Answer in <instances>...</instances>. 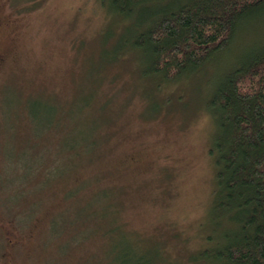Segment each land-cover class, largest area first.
Here are the masks:
<instances>
[{
  "label": "rangeland",
  "instance_id": "obj_1",
  "mask_svg": "<svg viewBox=\"0 0 264 264\" xmlns=\"http://www.w3.org/2000/svg\"><path fill=\"white\" fill-rule=\"evenodd\" d=\"M109 20L99 0H0V264H115L116 231L150 264H205L219 232L205 69L155 86L104 48ZM90 203L111 206L96 226Z\"/></svg>",
  "mask_w": 264,
  "mask_h": 264
},
{
  "label": "trees",
  "instance_id": "obj_2",
  "mask_svg": "<svg viewBox=\"0 0 264 264\" xmlns=\"http://www.w3.org/2000/svg\"><path fill=\"white\" fill-rule=\"evenodd\" d=\"M99 2L110 18L106 34L113 36L110 41L105 35L104 48L111 42L115 52L111 58L130 57L142 64L143 76L155 77V86L205 69L200 99L206 97L204 109L215 125L210 155L216 185L209 217L219 232L213 230L215 236H208L213 245L199 249L194 260L264 264V31L260 32L264 0ZM58 109L50 113L48 128L55 123ZM39 156L36 171L46 160ZM86 209L81 217L93 220L95 226L108 217V211L94 209L91 203ZM66 220L65 214L56 225L69 229L75 225ZM74 235L80 237L70 238ZM131 236L114 234L115 264H150V259L139 258L141 244Z\"/></svg>",
  "mask_w": 264,
  "mask_h": 264
}]
</instances>
